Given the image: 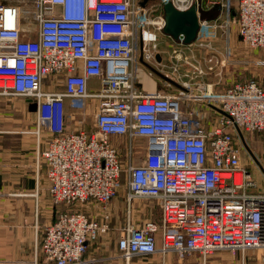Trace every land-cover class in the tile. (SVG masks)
<instances>
[{"label": "built area", "instance_id": "1", "mask_svg": "<svg viewBox=\"0 0 264 264\" xmlns=\"http://www.w3.org/2000/svg\"><path fill=\"white\" fill-rule=\"evenodd\" d=\"M142 1L0 0V95L29 99L36 106V135H50L39 154L47 193L55 206H100L99 220L84 210L58 211L43 230V257L52 264H98L86 254L109 232L108 206L125 187L128 209L145 199L160 211L158 221L135 226L128 220L122 227L117 249L126 264L157 253H172L178 262L197 256L205 264L215 251L235 258L255 249L264 264V181L255 169L261 167L242 159L244 134L264 133V87L240 81L216 94L214 84L201 79L227 59L210 55L191 64L183 56V47L191 45L173 41L167 67L159 50L165 3L178 11L220 4L214 20L200 22L198 36L209 28L210 35L226 38L228 21H218L224 11L227 16L229 0H157L145 6ZM236 2L241 42L264 49V0ZM197 46L213 50L211 43ZM181 62L192 71L180 74ZM139 64L149 74L164 66L178 78L200 77V83L181 82L174 95L148 94L137 86ZM91 81L97 92L89 88ZM89 101L94 129L68 130V118L80 124L89 115ZM186 101L206 106L211 116L184 112ZM112 137L125 139L126 164ZM140 139L145 153L137 164Z\"/></svg>", "mask_w": 264, "mask_h": 264}, {"label": "crops", "instance_id": "2", "mask_svg": "<svg viewBox=\"0 0 264 264\" xmlns=\"http://www.w3.org/2000/svg\"><path fill=\"white\" fill-rule=\"evenodd\" d=\"M202 52L199 53L201 60L205 59L207 50ZM245 58L250 56L246 55ZM92 83L93 81L89 83V88H92ZM149 86L144 83L138 88L145 93H157ZM187 111L184 109V112ZM65 113H74L68 102ZM34 115L25 99L0 95V264H52L44 259L40 246L44 227L54 221L59 209L47 193V169L39 157L50 135L45 131L36 135ZM74 122L73 124L67 119L68 130H76L74 126L79 122ZM112 141L119 148L121 162L126 164L125 139L112 137ZM141 143L138 147L140 149L136 151L137 164L145 153L144 141ZM119 210L120 207L115 202L108 208L111 217L112 213L117 216ZM84 211L89 217L100 219L98 204L88 201ZM141 222L131 224L138 226ZM104 237L89 246L86 257L96 258L98 264H126L117 249L121 232L114 250L104 243ZM255 255L256 253L249 252L238 255L234 263L249 264ZM175 261L177 260L172 253L164 257L157 253L133 257L127 264H173Z\"/></svg>", "mask_w": 264, "mask_h": 264}, {"label": "rangeland", "instance_id": "3", "mask_svg": "<svg viewBox=\"0 0 264 264\" xmlns=\"http://www.w3.org/2000/svg\"><path fill=\"white\" fill-rule=\"evenodd\" d=\"M157 0L148 1L147 5H151V3L156 2ZM227 10V9H226ZM226 12L218 21L219 24H222V21H228L227 26L229 30V36L224 37L220 35V32L213 36V32L210 35L211 29L204 28L201 31V34L197 37L195 44L199 43H211L213 50L208 47H191L185 48L183 47V56H188V63L193 64L194 59L199 58L200 51H206L207 56H216L218 58H223L227 62H225V66L221 67L219 65L213 67L212 71H207L206 75L203 76L201 81L206 84H214L212 90L214 93H219L226 87H229L232 83L240 82V81H249L255 80L262 87H264V49H249L242 42L237 33V2L236 0H229L228 5V14L226 16ZM228 19H227V18ZM219 31V30H218ZM181 44V43H179ZM175 47V43L173 40L167 36H160L159 40V50L163 53V64L165 66H169L172 63V59L170 58V53ZM193 47V48H192ZM202 52V53H203ZM246 55H249L250 58H245ZM183 60V59H182ZM250 61V62H248ZM181 71L189 69L192 71V68L189 64H185L181 62ZM209 65V64H208ZM167 67L158 66L160 71L157 73L149 74L150 69L146 67V65H138L136 69L135 75L137 84L139 87L142 84L146 83V85H150L149 87L154 88L157 93L160 94H176L181 91L180 85L181 82H199V78H194L189 81V79L178 78V75H172ZM204 68V65H203ZM174 78V79H173ZM201 83V84H203ZM190 89L193 86L189 87ZM92 89L94 92L98 91V87H96V83H92ZM159 91V92H158ZM149 94V93H148ZM150 94H156L150 93ZM92 102L89 101L88 104V112L89 115L86 116V119L83 120L80 124H76L74 128L77 131L80 129L85 130H93L94 129V113L92 110ZM183 108L187 110H191L195 112L198 116L201 117H210L211 112L206 108V106L192 103L186 101L183 104ZM68 115V114H67ZM35 116V115H34ZM36 121V116H35ZM71 123H75L73 119H70ZM244 141L247 145V149L243 147L242 159L245 163H251L252 165L258 164L261 167L259 171L258 168H255L258 171L262 181H264V133H246L244 134ZM252 155L257 159V163H252L253 160ZM136 163V162H135ZM263 167V169H262ZM263 174V175H262ZM126 191L127 189L123 187L117 197L110 202V205L115 202L118 203L120 210L117 216H114L112 213V217L110 218V230L103 238L104 243L108 244V248L114 250V245L118 239L119 233L121 232L122 227H124L129 220L130 223H134L135 225L143 220H154L158 221L159 219V207L155 201L145 200V199H136L132 202L131 207L128 209L126 202ZM86 207L85 204H75L69 207L66 206H58L59 211L61 210H84ZM100 210V206H99ZM104 248V246H103ZM251 254L256 253L254 257L256 259H251L249 264H261V260L259 259L260 251L259 250H249L247 251ZM246 252V253H247ZM235 258L230 254L229 251L219 250L213 252L210 257L207 259L205 264H235ZM173 264H203L200 259L195 256L184 262L175 261Z\"/></svg>", "mask_w": 264, "mask_h": 264}, {"label": "water", "instance_id": "4", "mask_svg": "<svg viewBox=\"0 0 264 264\" xmlns=\"http://www.w3.org/2000/svg\"><path fill=\"white\" fill-rule=\"evenodd\" d=\"M148 1L153 0H143L141 5L145 6ZM220 9V4H215L211 10L207 11L203 10L200 4H194L186 11H178L170 3H165L162 8L165 21L162 34L171 38L176 43L181 42L186 46L191 45L198 37L200 22L203 20H214ZM27 28V26L23 25L22 31H27ZM156 59L159 62L161 61L159 55H157ZM188 92L200 95V91L198 90H190ZM26 103H30V100L26 99ZM28 108L30 112L34 113L36 111V106L34 104H29ZM239 136L243 141V137L240 132Z\"/></svg>", "mask_w": 264, "mask_h": 264}, {"label": "flooded vegetation", "instance_id": "5", "mask_svg": "<svg viewBox=\"0 0 264 264\" xmlns=\"http://www.w3.org/2000/svg\"><path fill=\"white\" fill-rule=\"evenodd\" d=\"M151 70H152V69H151ZM151 72H152V74H153V73H156L157 71H151Z\"/></svg>", "mask_w": 264, "mask_h": 264}]
</instances>
